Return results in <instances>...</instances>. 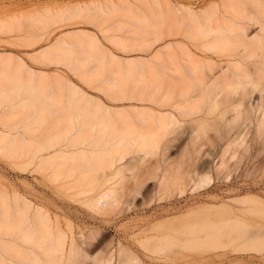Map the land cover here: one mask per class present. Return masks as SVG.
Wrapping results in <instances>:
<instances>
[{
    "label": "bare ground",
    "instance_id": "6f19581e",
    "mask_svg": "<svg viewBox=\"0 0 264 264\" xmlns=\"http://www.w3.org/2000/svg\"><path fill=\"white\" fill-rule=\"evenodd\" d=\"M238 1L213 2L197 10L153 0L147 11L152 16L159 13L160 19L152 21L162 28L159 40L178 36L182 23L189 28L185 36L190 41L173 44L168 40L157 52V67L145 59H131L113 69L95 40L85 44L73 39L68 44L61 39L58 43L64 47L54 46L60 54L48 47L34 55L45 65L68 68L89 86L99 83L95 89L110 99L157 102L168 110L159 115L136 112L142 127L125 110L108 106L64 77L51 81L46 72H38L24 59L0 53V153L12 160L27 159V167L36 164L51 169L52 181L75 178L80 184H90L97 182L98 175H106L105 185L121 172L126 156L135 151L149 153L159 145L160 136L171 134L180 122L176 113L196 117L186 123L192 139L197 138L195 125L218 109L255 113L264 130V0H246L252 10L238 7ZM136 23L141 26L140 21ZM248 25L259 30L249 35ZM52 51L59 54L53 53L54 60L49 58ZM135 76L145 85L139 87L140 97L130 91L139 86ZM257 89L258 102L245 101ZM240 139L237 135L228 142L218 169L225 166L227 155L236 156ZM185 151L186 147L180 155ZM179 180V194H183L186 185L183 178ZM209 182L208 175L202 176L191 189L199 190ZM18 195L11 203L0 193V264H145L125 248L117 259L107 250L109 243H91L87 236L76 241L48 211ZM113 199L114 190L103 187L89 204L98 212L108 211ZM237 202L248 207L238 209L223 202L160 220L140 243L158 256L151 258L158 264H244L247 253L264 255V206L251 196Z\"/></svg>",
    "mask_w": 264,
    "mask_h": 264
},
{
    "label": "rangeland",
    "instance_id": "374dc122",
    "mask_svg": "<svg viewBox=\"0 0 264 264\" xmlns=\"http://www.w3.org/2000/svg\"><path fill=\"white\" fill-rule=\"evenodd\" d=\"M152 1L0 0V53L24 59L38 72H46L51 81H60L64 77L89 95L99 97L108 106L125 110L134 124L142 127L136 112L149 111L159 115L167 109L157 102L110 99L95 89L99 83L89 86L68 68L45 65L43 60L40 61L34 55L48 47L52 50L56 49L54 46L58 48L57 45L62 47L58 43L61 39H65L68 44L73 39H82L85 44L89 40H95L100 53L102 52V56L106 53L103 57L113 69H117L119 64L126 65L131 59H145L146 63L157 67L160 65L157 52L168 40L173 44L179 40L190 44V41L185 36L189 28L182 23L178 36L159 40L162 28L152 22L160 19L159 13L152 16L147 11ZM166 1L173 6H193L197 10L213 2L223 3V0ZM245 1L239 0L238 7L247 6L251 9ZM113 7L117 10L113 11ZM138 21L141 26L137 25ZM247 27L249 35H254L259 30L258 26ZM58 49L56 50L59 52L61 48ZM54 52L49 54L50 59H56ZM57 53L55 55L59 56L60 52ZM198 54L201 55V52ZM111 56L118 63H114ZM250 67L254 70L253 66ZM138 78L139 76H135L137 82ZM137 84L139 86L130 91L132 95L140 97L142 91L139 87L145 85L142 82ZM257 94L258 89L250 97L246 96L245 101L250 100L256 104L259 100ZM223 111L218 109L210 112L206 114L208 120L195 125L198 130L195 133L196 139L194 136L192 139L189 124H186L196 117H182L176 113L180 122L172 127L171 134L165 138L160 136L159 145L149 153L135 151L126 156L121 172L116 177L111 176L110 183L105 185L103 180L106 175H98L97 182L90 184H80L75 178L52 181L51 169H40L36 164L27 167V159L12 160V157L0 153V193L7 195L11 203H14V197L19 194L20 198H25L32 205L42 207L76 241L87 236L91 243L103 241L102 246L109 243L107 250L117 256V259L120 249L125 248L130 254L140 257L145 264H158V261L151 259L158 256L140 243L156 222L175 218L200 206H215L223 202L244 209L248 204L237 202V199L244 196L256 198L264 206V130L259 127L255 113ZM245 116H249V119ZM49 127H45L46 133ZM237 135L241 136V144L236 156L227 155L225 166L218 169L223 150ZM168 139L170 141L166 145ZM184 147L186 151L180 155ZM205 175L209 176L210 182L205 187L192 191L193 183ZM180 178L184 179L182 184L186 185L183 194H179L178 190ZM103 187L114 190V206L108 211L98 212L91 208L89 201ZM79 193L85 195L79 196ZM88 262L85 264H96ZM243 262L264 264L263 252L247 253Z\"/></svg>",
    "mask_w": 264,
    "mask_h": 264
}]
</instances>
